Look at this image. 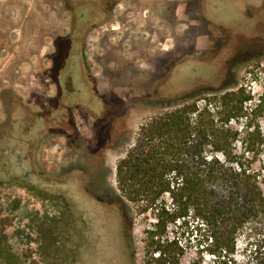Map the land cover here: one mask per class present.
Instances as JSON below:
<instances>
[{
  "label": "rangeland",
  "instance_id": "rangeland-1",
  "mask_svg": "<svg viewBox=\"0 0 264 264\" xmlns=\"http://www.w3.org/2000/svg\"><path fill=\"white\" fill-rule=\"evenodd\" d=\"M219 1L0 0V264L51 263L16 232L30 229L25 214L60 205L82 247L74 263L53 255L59 264H152L154 215L117 201L118 163L143 126L187 100L202 107L242 85L264 95V0L218 14ZM209 236L192 215L156 240L180 247L181 264H213ZM250 243L240 237L239 260Z\"/></svg>",
  "mask_w": 264,
  "mask_h": 264
},
{
  "label": "trees",
  "instance_id": "trees-1",
  "mask_svg": "<svg viewBox=\"0 0 264 264\" xmlns=\"http://www.w3.org/2000/svg\"><path fill=\"white\" fill-rule=\"evenodd\" d=\"M234 1L220 0L218 14ZM197 101L187 100L142 127L117 165V201L123 206L134 203L141 214L154 215L156 222L146 231L152 264H181L183 250H164L156 237L192 215L209 229L213 264H264V95L255 99L242 85L210 94L202 107ZM24 187L46 199V192L34 185ZM56 208V214H25L31 227L16 235L35 243L48 264H59L57 258L64 255L74 263L82 247L75 237L74 212L68 206ZM240 237L254 241L241 260Z\"/></svg>",
  "mask_w": 264,
  "mask_h": 264
},
{
  "label": "flooded vegetation",
  "instance_id": "flooded-vegetation-1",
  "mask_svg": "<svg viewBox=\"0 0 264 264\" xmlns=\"http://www.w3.org/2000/svg\"><path fill=\"white\" fill-rule=\"evenodd\" d=\"M154 94H158V93L154 92Z\"/></svg>",
  "mask_w": 264,
  "mask_h": 264
}]
</instances>
